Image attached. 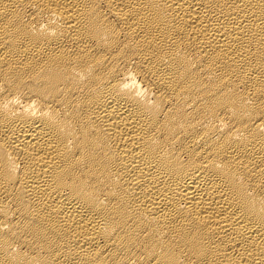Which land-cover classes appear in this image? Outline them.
<instances>
[{"label": "bare ground", "instance_id": "bare-ground-1", "mask_svg": "<svg viewBox=\"0 0 264 264\" xmlns=\"http://www.w3.org/2000/svg\"><path fill=\"white\" fill-rule=\"evenodd\" d=\"M0 264H264V0H0Z\"/></svg>", "mask_w": 264, "mask_h": 264}]
</instances>
